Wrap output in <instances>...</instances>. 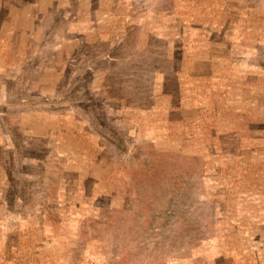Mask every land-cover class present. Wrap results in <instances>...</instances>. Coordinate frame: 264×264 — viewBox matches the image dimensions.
<instances>
[{
  "label": "rangeland",
  "instance_id": "rangeland-1",
  "mask_svg": "<svg viewBox=\"0 0 264 264\" xmlns=\"http://www.w3.org/2000/svg\"><path fill=\"white\" fill-rule=\"evenodd\" d=\"M0 264H264V0H0Z\"/></svg>",
  "mask_w": 264,
  "mask_h": 264
},
{
  "label": "trees",
  "instance_id": "trees-1",
  "mask_svg": "<svg viewBox=\"0 0 264 264\" xmlns=\"http://www.w3.org/2000/svg\"><path fill=\"white\" fill-rule=\"evenodd\" d=\"M163 156V155H162ZM161 160H163V159H161ZM157 169H159V168H155V170H157ZM169 174L167 173V174H165V176L167 177ZM165 176L163 177L164 179H161V181H160V184L161 185H159V186H157V187H155V186H153V187H151V186H149L148 188H154L153 189V193H154V195H152V196H156V195H160V193H161V190L163 189V187H164V185L166 184V179H165ZM144 192V191H143ZM138 195L139 196H141L139 193H138ZM150 214H152L151 212H155V211H153L152 209H150V207H147V209H146ZM149 217H152L151 215H149ZM147 223H150V222H148V219H147ZM139 229L141 230V229H143V227H139ZM156 244L157 243H159V242H155Z\"/></svg>",
  "mask_w": 264,
  "mask_h": 264
}]
</instances>
